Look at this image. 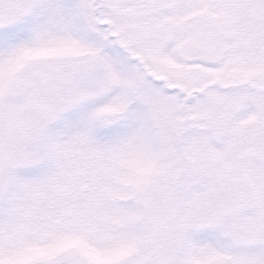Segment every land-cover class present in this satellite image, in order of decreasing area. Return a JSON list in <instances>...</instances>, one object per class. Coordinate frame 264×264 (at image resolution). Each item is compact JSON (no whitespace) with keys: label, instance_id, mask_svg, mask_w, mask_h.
Returning a JSON list of instances; mask_svg holds the SVG:
<instances>
[{"label":"snow or ice","instance_id":"obj_1","mask_svg":"<svg viewBox=\"0 0 264 264\" xmlns=\"http://www.w3.org/2000/svg\"><path fill=\"white\" fill-rule=\"evenodd\" d=\"M0 264H264V0H0Z\"/></svg>","mask_w":264,"mask_h":264}]
</instances>
